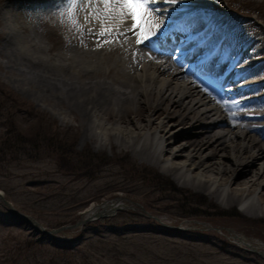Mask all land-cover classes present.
I'll return each mask as SVG.
<instances>
[{
	"label": "rangeland",
	"instance_id": "1",
	"mask_svg": "<svg viewBox=\"0 0 264 264\" xmlns=\"http://www.w3.org/2000/svg\"><path fill=\"white\" fill-rule=\"evenodd\" d=\"M200 2L207 9L206 22L215 17L218 22L229 17L230 25L235 24L231 38L239 41L237 46L254 38L264 48V0ZM17 9L18 2L0 0V190L17 211L31 216L47 230L72 224L90 206L114 197H119L126 207L118 209L114 215L88 221L79 228L46 234L36 224L21 221L15 212L0 203V264H264L263 255L227 237V229H231L252 242L264 243V196L260 199L264 187L261 182L255 186L250 200L231 201L227 192L220 196L215 190L220 183L218 178L211 187L197 184L191 179L192 173L188 179L180 178L168 168L169 161L156 162L147 152H141L143 139L134 145L119 135L122 130L133 132L134 123L146 124L140 118L141 109L137 110L139 118L131 114L132 122L123 123L108 116L100 120L101 127L94 125L90 131L92 127L88 128V121H82L74 103L68 104L70 100L66 96L69 95L63 92L64 96L58 98L55 92L50 94L48 82L28 66V51L17 49L18 40L14 35L21 37L20 45L30 39L24 32L15 30ZM57 10L51 20L38 28V36L33 35L39 44L53 47L43 53L52 57L66 50L67 37L78 35L72 20L62 14L65 6ZM20 15L26 17L28 13ZM72 19L75 20L74 15ZM215 28L216 25L212 30ZM10 29L14 38L8 35ZM7 37L12 41L5 40ZM231 45L227 43L229 48ZM68 47L74 49L75 46ZM254 47L250 48V53ZM29 54L43 56L33 50ZM236 54L240 55V51L236 50ZM242 64L240 61L239 66ZM263 70L264 64L257 66L254 75H262ZM65 76L82 81L72 70ZM113 85L117 87L116 83ZM254 94L262 95L263 92L248 90L232 99L241 102L243 98H256ZM105 104L103 106L108 103ZM251 110L233 109L231 113L235 115L230 118L254 113ZM149 114L151 111H145L143 115ZM167 114L155 117L174 120ZM40 119L49 132L58 134V138L70 146L69 149L49 147L43 142L39 150L32 149V143L28 142L18 145L19 139L38 136ZM194 119L174 124L164 140L172 142L180 136L178 144L189 146V149L204 147L197 143L207 137L202 120ZM190 122L193 128L189 127ZM227 141L201 151L206 157L214 156L223 164L232 165L235 153L246 155L261 146L246 148L240 137ZM202 142L205 143L206 138ZM180 160L184 162L185 159ZM259 161L254 162L253 169L264 164V160ZM252 163L250 161L249 165ZM241 167L238 165L236 173ZM262 177L260 181L264 180ZM226 184H230V179ZM253 203L257 205L250 206ZM141 207L160 221L147 216ZM194 210L197 213L190 214ZM215 227L221 230L218 232L213 229Z\"/></svg>",
	"mask_w": 264,
	"mask_h": 264
},
{
	"label": "bare ground",
	"instance_id": "2",
	"mask_svg": "<svg viewBox=\"0 0 264 264\" xmlns=\"http://www.w3.org/2000/svg\"><path fill=\"white\" fill-rule=\"evenodd\" d=\"M9 1L18 2V9L14 13L16 15L14 27L15 30L24 32L25 36L30 38L28 39L29 43L25 39V43L20 45L21 37L14 35L11 29L8 32L12 33V36L8 35L12 38H14L13 35L17 37L19 45L17 49L28 51L26 53L28 66L31 70L33 69L35 75L43 78L45 83L48 82L50 94L55 92L58 98L64 96V93L65 96L69 95L66 96L70 100L68 104L74 103V109L82 117V121H88V128L92 127L90 131L93 130L94 125L101 127L100 120L106 119L108 116L115 117V121L126 123L134 120L132 113L134 117L139 118L137 116L139 109L142 110V115L145 111L147 113L151 111L149 116H140L146 121L145 125L134 123L133 132L122 130L119 131V135L127 142L132 141L134 145L139 143L140 138L143 139L142 142L140 141L141 152H147L156 162L169 161L168 168L179 174L180 178L188 179L192 173L191 179H194L200 186L207 187L214 185L218 178L220 183L215 190L220 196L227 192L228 199L231 201H248L252 197L256 185L261 182L264 187V180L260 181V178L264 176V164L259 165L257 170L252 166L255 161L261 160L259 162H262L264 160V70L262 75H254V69L264 64V48L258 45L256 40H248L243 47L234 44V50H239L240 55L236 54L230 58L233 48L224 46L226 39L223 37L219 39L218 36V31L224 29L228 21L221 22L215 31H211L213 25L218 21L217 17L208 24H203V20L198 16L202 15L205 18L204 16L208 14L203 4L199 0H180L177 5L170 6V19L164 18L168 31L161 43H168V45L162 44V51L168 52L167 48L170 46V42H176L173 30L176 31V34L180 32L181 35L190 32V35L183 39L186 47L182 43L177 44L174 49H180L179 55L188 52L192 58L193 55L199 53L195 64H191V62H195V58L189 62V66H184L186 63L183 60V55L172 59L171 54L161 55L156 51L149 54L144 51L145 56L137 55L134 58L133 52H138L143 48V46L136 45L134 37H131V41H122L121 44L115 46L97 49L94 41L85 40L87 44L85 47L79 42L78 35H75L67 37L68 43L65 46V51L55 53L52 57L43 53L51 51L53 47L39 44L34 37L40 33L37 34L41 24L51 20V15L56 14L57 9L63 6L64 0ZM23 2L26 4L24 5ZM21 13H28V16L23 17L20 15ZM80 15L81 13H74L77 23H82ZM178 25H181V30L176 29ZM199 37L201 40L197 45L190 47V50L187 51L189 43ZM8 38L5 40L11 42L12 40ZM71 43L75 46L74 49L67 48L68 45L72 46ZM253 45H255L254 50L250 53L249 50ZM31 50L40 52L43 56H32L29 54ZM148 55L155 56L156 60L148 59ZM215 58L218 60L212 64L211 61ZM240 61H243L244 64L237 66V62L240 63ZM225 64H228L226 76L221 80L215 78L218 84H224L225 89H231L227 95L225 94V97L232 99V97L240 96L248 90L263 92V94H254L256 98H243L244 100L242 99L238 105H230L228 109L217 104L213 97L216 96L219 99V96L213 93L212 89H209L211 94L201 91L205 87H200L204 85L197 83L200 82L197 73L208 67L212 71L219 72ZM71 70L74 75L81 77V82H76L75 77L65 76L70 74ZM232 71H240L238 72L240 76L237 78L231 76ZM114 83L117 87L113 85ZM258 87L263 90L259 91L256 89ZM105 103H108L107 106H103V104L106 105ZM257 107L260 110H256ZM243 108L246 110L251 108L254 113H243V118L242 116L230 118L233 109ZM165 113H168V117L172 116L174 120H160L155 117L157 114L161 117ZM194 118L202 120V129L207 136L205 143L202 142L205 138L199 136L201 138L199 142L194 141L198 145L201 143L204 147L213 148L216 145H223L227 140L240 137L244 142L242 146L246 148L252 145L261 146H258L256 151L249 149L250 151L246 155L235 153L231 158L232 165H225L222 161L216 160L214 156L206 157L201 151L204 147L196 148L193 145L195 148L189 149V146L178 144L177 140L180 136L172 142L171 139L170 141L164 140V137L172 131L170 128L174 124H185L184 122ZM157 119L159 120L157 121ZM241 119L251 120V122L240 121ZM155 123L156 126L153 127ZM190 123L189 127L193 128V122ZM236 128L241 130H235ZM85 131H87L86 127ZM181 158L185 159L184 162H181ZM250 161L253 162L251 165H249ZM238 165L242 167L241 171L236 173ZM229 179L230 184H226ZM263 196L264 194L260 193V199ZM110 205L111 203H107L106 206ZM256 205L257 203H253L250 206ZM93 210H95L94 206L89 209V211Z\"/></svg>",
	"mask_w": 264,
	"mask_h": 264
},
{
	"label": "snow or ice",
	"instance_id": "3",
	"mask_svg": "<svg viewBox=\"0 0 264 264\" xmlns=\"http://www.w3.org/2000/svg\"><path fill=\"white\" fill-rule=\"evenodd\" d=\"M180 0H64L65 10L62 13L72 20L78 32L79 42L87 46L85 37L95 42L97 49L105 46H115L129 39V34L135 38L138 46H143L138 52H133V57L146 55L144 49L159 52L161 55H170L162 51L161 41L167 35V22L165 17H171L170 6L177 5ZM81 13L77 23L72 19L74 13ZM130 22V23H129ZM122 46V45H121ZM179 52L180 49H174ZM155 61L156 57L147 56ZM176 59L175 56H171ZM239 66V62H237ZM195 75V73H193ZM201 91L209 93L207 87ZM224 91H231L221 87L216 96L213 97L217 104L225 109L230 105H238L237 99H229L223 96ZM235 115V113H230Z\"/></svg>",
	"mask_w": 264,
	"mask_h": 264
},
{
	"label": "water",
	"instance_id": "4",
	"mask_svg": "<svg viewBox=\"0 0 264 264\" xmlns=\"http://www.w3.org/2000/svg\"><path fill=\"white\" fill-rule=\"evenodd\" d=\"M118 199H119V197H116V198L112 199L110 206H106L107 203H110V202H108V201L102 202V204L99 205V207L101 206V209H96L95 211L91 212L90 214H88V215H86L84 217L79 218L77 221H75L72 224L62 225L60 227L52 228V229L47 230V229L43 228L38 222H36L31 216H28L26 214H23V213L17 211L15 209V207L12 205V203L8 199L5 198L3 191L0 190V202H1V204H3L9 210L15 212L16 213V216L20 220L26 221V222H28L29 224H32V225H35L36 224L40 228V230L42 232L46 233V234H56V233L62 232L64 229L79 228L84 223H86V222H88L90 220H94V219L100 218L102 216H107V215L114 214L117 209L122 208V206H123V205L122 206H119L118 204H115V205L113 204ZM141 209L143 210V212H145L147 214V216L153 217L157 221H160V219L158 217H156V216H154V215L146 212L143 207H141ZM185 221L187 222L188 220H185ZM192 221H194V220H192ZM194 222H199V221H194ZM199 223L204 224V222H199ZM177 228L178 229H182L181 227H177ZM213 229L219 232L221 230V227H215ZM227 231L229 232L228 237H232L236 242H238L240 244H243V245L251 248L252 250H254V251H256L259 254H261V255L264 256V248L263 249H258L259 247L264 246V243H262L260 241L252 242V241H250L245 236L237 235L231 229H227Z\"/></svg>",
	"mask_w": 264,
	"mask_h": 264
},
{
	"label": "trees",
	"instance_id": "5",
	"mask_svg": "<svg viewBox=\"0 0 264 264\" xmlns=\"http://www.w3.org/2000/svg\"><path fill=\"white\" fill-rule=\"evenodd\" d=\"M14 100V99H13ZM39 125V132L37 133L38 136L37 137H28V138H22L18 140V145H24L25 143H32V149H40V146L42 145V142L47 144L49 147H56L58 149H69V145L67 143H65V141L62 138H58V134L56 133H52L51 131L49 132V130L47 128H45L46 124L44 125V121L42 119L39 120L38 122ZM49 132V133H48ZM17 138H19V136L17 135ZM38 140H36V139ZM22 141L20 144L19 142ZM20 149V147H18ZM194 213H190V214H195L197 213L196 210L193 211Z\"/></svg>",
	"mask_w": 264,
	"mask_h": 264
}]
</instances>
